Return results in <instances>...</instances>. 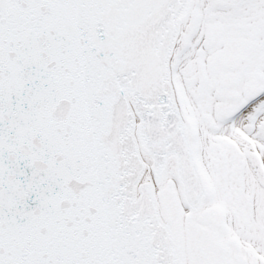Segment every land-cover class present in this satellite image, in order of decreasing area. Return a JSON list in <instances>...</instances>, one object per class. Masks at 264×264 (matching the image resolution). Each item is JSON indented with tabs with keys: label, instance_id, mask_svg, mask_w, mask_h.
Wrapping results in <instances>:
<instances>
[{
	"label": "snow or ice",
	"instance_id": "6c2138e0",
	"mask_svg": "<svg viewBox=\"0 0 264 264\" xmlns=\"http://www.w3.org/2000/svg\"><path fill=\"white\" fill-rule=\"evenodd\" d=\"M0 264H264V0H0Z\"/></svg>",
	"mask_w": 264,
	"mask_h": 264
}]
</instances>
